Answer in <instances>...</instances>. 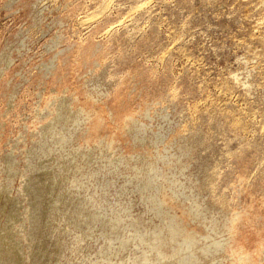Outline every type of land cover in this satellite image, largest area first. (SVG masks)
Here are the masks:
<instances>
[{
    "label": "rangeland",
    "instance_id": "rangeland-1",
    "mask_svg": "<svg viewBox=\"0 0 264 264\" xmlns=\"http://www.w3.org/2000/svg\"><path fill=\"white\" fill-rule=\"evenodd\" d=\"M0 264H264V0H0Z\"/></svg>",
    "mask_w": 264,
    "mask_h": 264
}]
</instances>
